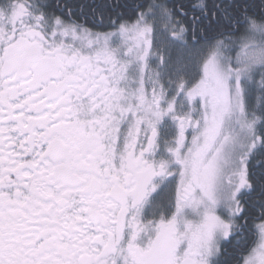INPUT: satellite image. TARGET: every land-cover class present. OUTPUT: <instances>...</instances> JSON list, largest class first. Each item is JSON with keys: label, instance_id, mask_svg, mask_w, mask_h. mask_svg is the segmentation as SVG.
<instances>
[{"label": "snow or ice", "instance_id": "snow-or-ice-1", "mask_svg": "<svg viewBox=\"0 0 264 264\" xmlns=\"http://www.w3.org/2000/svg\"><path fill=\"white\" fill-rule=\"evenodd\" d=\"M0 264H264V0H0Z\"/></svg>", "mask_w": 264, "mask_h": 264}]
</instances>
